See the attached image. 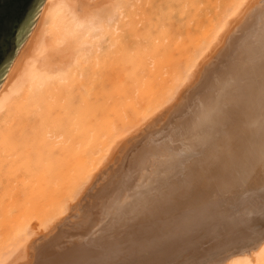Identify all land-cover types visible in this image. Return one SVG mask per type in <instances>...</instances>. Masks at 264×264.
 Returning a JSON list of instances; mask_svg holds the SVG:
<instances>
[{
    "label": "bare ground",
    "instance_id": "6f19581e",
    "mask_svg": "<svg viewBox=\"0 0 264 264\" xmlns=\"http://www.w3.org/2000/svg\"><path fill=\"white\" fill-rule=\"evenodd\" d=\"M251 1L209 2L208 17L193 0H44L0 86V195L5 197L0 204V264H26L31 259L29 254L32 256L30 250L37 229L47 231L48 236L34 249L39 251L38 257L36 251L33 254L35 264H145L152 253V261L146 264H155L156 258H167L170 254L168 260L159 264L175 260V249L165 256L158 254L165 241L179 234L176 230L180 218L173 207L161 212L160 205L167 200L177 204L180 195L163 196L151 207L143 204L138 221L129 217L136 209L133 198L128 202L117 201L130 175H141L137 181L143 179L147 184L158 175L155 169L145 168L144 173L137 168L143 159L144 164L149 162L145 157H151L150 153L156 156L160 152L162 147L155 148L152 142L147 150L137 154L138 159L134 155L123 168L126 180L120 178L112 189L117 194H111L115 204L112 200L96 204L88 219L78 214L72 222L76 228L72 234L65 232L68 225L57 227L54 234L49 232L70 210V203L81 196L118 144L133 134L138 124L141 126L175 102L195 78L201 62L223 43L234 22L247 13ZM254 18H257L254 26L244 29L240 36L231 37L219 63L208 69V79L198 87L203 95L189 107L187 100L176 108V116L186 114L181 122L177 121L183 122L179 128L198 117L210 124L206 140L220 145L221 152L226 154L225 165L220 167L227 169L228 174L232 170L229 177L233 181L229 179L228 187L220 189H232L229 195L235 211L223 207L225 197L221 196L226 193L223 192L217 198L207 199L208 205L198 209L197 219L206 223L207 215H218L220 225L213 229L220 233L219 247L236 240L243 232H247L244 238L247 242L243 243L240 236L241 244L253 246L241 253L231 247L234 251L227 259L205 264H264V236L257 239L256 230L247 227L250 218L246 219L250 214L256 217L260 214L239 208L241 198L243 202L251 193L253 166L257 168L259 164L264 170V10L256 12ZM130 64L133 71L129 70ZM133 82L139 92L131 90ZM170 129L166 140L169 143L177 135H174L176 126ZM232 131L233 138L229 139ZM188 144L197 148L200 143L191 137ZM15 164L25 167L21 179L7 172ZM38 169L45 170V175L39 178L42 190L37 192V203L42 198L44 203L35 206L32 190ZM214 171L209 174L206 166L202 168V187L212 182L218 184L221 173ZM120 181L125 182L121 185ZM143 182L138 184L141 189ZM255 189H259L256 195L264 191ZM187 190L191 192L192 185ZM21 192L23 196H19ZM17 206H21L19 212ZM35 217L38 225L31 222ZM149 217L159 218L154 219V226L144 227L145 234L139 233L143 237H136L133 224L142 229L141 225L152 223ZM5 220L11 224L10 228L2 227ZM66 220L61 221L67 223ZM258 220L259 229L264 228V217ZM208 225L203 230L211 229ZM188 229L185 233L196 232L195 227ZM58 235H65V240ZM57 238L61 239L59 244ZM239 241H235L236 247L241 245ZM206 251L198 264H204L201 261ZM142 255L146 256L142 259Z\"/></svg>",
    "mask_w": 264,
    "mask_h": 264
},
{
    "label": "rangeland",
    "instance_id": "374dc122",
    "mask_svg": "<svg viewBox=\"0 0 264 264\" xmlns=\"http://www.w3.org/2000/svg\"><path fill=\"white\" fill-rule=\"evenodd\" d=\"M195 1L200 11L207 12L208 17L211 16V14L209 13L210 8H211L209 6V2H213L215 4L216 0H193V3H195ZM254 1H256L254 4L252 3L251 5L250 3V6H248L249 7L247 8L248 11L246 10L247 13L245 12V15L243 14L244 16L242 15L241 18L237 20V22H234V24L231 26L232 28L230 27L229 29L230 31L227 32L225 38L223 39V43L221 42V44H219V47L217 46L216 49H214L215 51L213 50V52L209 55L210 57L208 56L205 60H203L204 63H202L203 61L201 62V66L199 67L195 75V78L189 85L183 88V90L180 92V94L176 98L177 102L175 100V102H173L172 104L166 105L165 108L162 109V111L157 112V114H154L153 116H151L148 120H146V122L141 124V126H139L140 124H138L137 128L138 127L139 128L133 131V134L131 133V135L126 136L123 139V141H121L122 143L118 144V146L119 145L120 146L119 147L117 146L116 150H114V152L109 157L110 159L108 158L110 161L107 160L105 162V164L100 168L101 170L100 169L98 170L97 172L98 174L97 173L95 174V177H93L94 179L91 180V183L87 184V187L84 188V191L81 193V196L83 197L79 196L76 202L70 203V210L64 216H62V218L57 222L55 226L51 228L49 234H54L56 230H58L56 229L57 227L63 228L64 225L65 226L68 225L69 227V228L67 227L65 232L72 234L73 231L74 232L76 231V228H73L74 224H72V222L77 218L78 214H80L82 217H85V219H88L87 215L88 213H90L89 211L95 210L98 203H101L103 201L108 202L112 200L115 204V199L112 196H114L116 193L115 194L112 193V189H114L113 185H115L117 181L119 182L120 178L124 177V179L126 180V177L123 175V171H124L123 168L128 166L127 164H129L131 158H133L134 155H135V158L138 159L137 154H142L144 150H147L149 143L152 142L155 148L159 146L162 147L160 152L156 156L154 155V152H153V154L150 153L151 157H145V158H148L149 162L151 163L149 167H147L149 162L144 164L146 160L143 159L142 165L138 166L137 168H138V171L139 169L142 168L144 173H145V168L146 169L150 168L149 170L155 169L157 170L158 175L154 177L153 180L151 179L152 181H148L149 184L144 183L143 179L141 181H137L138 177L141 175L135 176L136 181L132 182L135 177L130 175L131 178L126 180L128 184L126 183V187H124L123 191L121 192L122 194L120 193L121 195L120 194L118 195L120 197H119V200L117 201L118 202H126V201L128 202V201H131L133 198L135 200L134 203L136 204L135 205L136 209L129 214L130 215L129 217H130V220L138 221L140 218L139 214L141 213L140 210L142 209L143 204H146L151 207V205L154 206L157 203V200H159L160 198H163V196L172 197V195H175V194L180 195L181 201H179V203L177 202V204H174L173 201L167 200L165 203H162L160 205V208H162V210L160 209L159 210L161 212H164L163 209L165 208L172 209V207L176 210V212L174 213L175 215H177V218L178 217L180 218V221L177 224L180 226L178 227V230H176L179 233L176 235L177 237H173L172 239L169 238L167 241H165L158 256H165L169 251H173L175 249V254H174L175 256H173L175 260L173 262L169 261L171 262L170 264H198L201 258L200 256L205 251V249L206 250L208 249V251H206L207 252L206 257L203 258V260L201 261V263L205 264V263H210L213 260L215 261L220 260L221 262L227 259V257L229 256L228 254L234 250H238L240 251L239 253H241V251L245 252L246 250H249L250 247L251 248L253 247L251 243L241 244L242 242L243 243L247 242L246 240H244L245 236H247V234L245 233L247 232L240 233L242 235H239V234L237 235L238 238L242 236L243 238L241 237L240 239L244 240V241L242 240L241 242V240L239 241L238 238L236 239L240 242L239 244H241V245L238 244L239 245L238 247H236L237 245L235 244L236 240H230L229 242L221 243L220 244L221 246L219 247L220 238H221L219 237L220 233H216L215 230L213 229V226L220 225V223L218 224V215L210 214L209 217L207 215L206 223H204L205 221L203 222V220L201 221V219H197L196 217L197 211L200 207L208 205L209 201H207V199L210 196L218 197V194L220 195L223 192H226L223 196H221L222 198L225 197L224 199L225 205L223 207L226 209V211H229V212L235 211L233 210L234 206L232 204V197L229 195L230 193H232L231 191L232 189H227L226 191L225 190L222 191L223 189H220V186L223 187L224 185H226V187H228L227 184L230 181L229 179H232V177H229L232 173V170H230V173L228 174L227 169L224 170V168L220 167V165L225 163L223 162V158L226 156L224 152H221L220 145L216 144V142H208L206 140V135H207V132H209L210 124L206 123L204 119L198 117V118L191 119L188 122V124H185L183 128L181 127L179 128L177 126L180 124H183V122L182 123L180 122L182 118L186 117L185 116L186 114L185 115L180 114L179 116H176V108L177 107L179 108V105L183 101H187V100H188L187 105L189 107L191 106L195 98L201 97L203 95V92H200L199 91L200 88L198 87H200L202 83L208 79L209 77L208 69H210V67L216 66L219 63V58H221V53L228 47L227 45H229V41L231 40V37L234 38V37L240 36V33H244V31L247 28L250 29L254 26L255 19L258 18V17L254 18L256 12H259V10L260 11L264 10L263 9L264 0H254ZM205 22H207V20H205ZM239 30L241 31L238 32ZM129 70L130 71L134 70L133 64L129 65ZM130 86H131L132 91L139 92L137 88L134 87V82L130 84ZM120 93H122V91L119 92V94ZM187 108L185 109L184 112L187 111ZM179 120L180 122L177 123V121ZM172 125H174V127L176 126L177 131L174 132L175 133L174 135L176 134L177 135H176V139L173 138L172 142L169 143L166 140L168 139L169 133L171 131L170 128ZM233 135H234L233 131L229 133L228 135V137H230L229 139H232ZM191 137L192 139L194 138L195 140L198 141V143H200L197 148H193L192 145L188 144V140H190ZM157 151L158 150H156L155 152ZM204 166H206L207 169L209 170V174L211 173V170L214 171L215 169L216 170L214 172L218 174L221 173V175H219L220 177H218L217 179L218 184L215 182H212L213 185L210 184V186L206 185V187H202L204 186L203 185L204 183L202 181V168ZM217 168H221L222 171L217 172ZM253 168H254L253 170L254 173L257 172L259 174L252 173L253 176L251 175V178H250V183H251L250 188H252L253 191L251 189V193L249 192V196L247 198H243L244 200L243 202L241 198L240 203H239L240 205L239 208L241 207L240 208L241 210L246 209V211L252 210L251 213L256 212L258 213V215L259 214L261 215V216L259 215V217L251 216L252 214H250V217L246 216V219L250 218L249 224L247 225V227L249 226L251 229L256 230V237L258 239L264 236L263 235L264 228L259 229V227L256 224L260 221L258 219L264 217V213H262V211L264 210V194H263L264 191L263 193L259 192L258 195H256L257 194L256 192H258L257 190L259 189H255V188H258V187L260 189L264 188V173H261V172H264V170L260 167L259 164L257 168L255 166H253ZM260 168L262 169L261 171H260ZM38 170L40 171H36V174L33 178L34 183H33L32 193L34 194V198H35V201H34L35 206H38L39 204L41 205V203H44V198H42V200L40 201L41 203L39 202H38L39 204L37 203V192L42 190V189L39 190L40 189L39 186L41 185L39 184V180H40L39 178L41 175H45V170L44 171L41 169H38ZM24 171H25V167L19 164H15L12 169L7 170L8 173H15V177L17 179H21L22 175L24 174ZM223 171H225L224 172L225 175H223ZM132 172L133 171H131V173ZM58 174H61V173H58ZM256 175L258 176L259 179L256 177ZM232 181L233 179L231 180V182ZM124 182L125 181H120L121 185H123ZM142 182H143L142 184L143 186L141 185L142 186V189H141L139 188L138 184ZM120 183L118 186H120ZM191 185L193 187V190L189 192L187 188L188 186H191ZM148 188L150 189L148 190ZM20 190L22 191L23 189H20ZM23 195H24V192H21L19 194V196H23ZM42 196H44V194ZM4 201H5V197L3 195H0V204L2 202L4 203ZM18 202H22V201L19 200ZM16 209H17V212H19V210L21 209V206H17ZM142 212L143 214H146V209ZM236 212L239 213V210ZM233 214H235V212ZM129 217L127 216L126 218H129ZM158 218L159 217L147 218L153 221L152 223L141 225L142 229L140 228L139 224L138 225L136 223L133 224L136 226L135 230L137 231L136 232L137 235L135 236L138 238L143 237L142 235H139V233L142 232L143 234H145L143 232V231H146L144 227L146 225H153V223L156 222V220L154 219H158ZM160 219H159V223H161ZM188 219L190 221H188ZM61 220L62 221L66 220L65 222L67 223L62 222ZM82 221L84 220L81 219V222ZM31 222L33 225H38L39 220L36 217L31 218ZM4 223L5 225H2V227L5 226L4 229L10 228L11 224H8V221L5 220ZM62 223L64 224L60 225ZM222 223L224 225V228H227L226 227L227 223L224 221ZM207 224L211 226V229H209L208 231L203 230L204 226ZM194 227L196 229V232H192V233L186 232L185 233L187 228H189L188 230H190V229H193ZM230 228L231 227H229V229ZM229 229H228V234L231 232V229L230 230ZM38 230H40L39 231L40 233H38ZM41 230L42 229H37V236L35 235V239L33 240L34 242H32L33 244L31 246L32 249L30 250V252L32 253V256L31 254H29L31 257V259L29 258V261H32V262L34 261V264L37 262L36 260H34V258L39 256L38 255L39 251H37L36 249L35 251L37 255H35L34 257L33 254H36L34 249L40 244V242L42 243L45 237L48 236L47 231L45 232L44 230L42 231ZM208 232L211 233V236L206 237ZM58 236H62L61 239L65 240L64 238L65 235H58ZM227 237L230 238V236H227ZM61 239L57 238L56 243L59 244ZM208 243H210L211 245L210 244L207 245ZM44 245L45 244H43V246ZM220 251H221V254L219 253ZM152 254H150L148 258H146L145 264L147 262L152 261V258L150 257ZM143 256H146V255H142V259H143ZM170 256L171 254L168 255L167 258L165 257L156 258L155 264H159L163 260H168ZM138 257H140V255L136 257L137 261H138ZM29 261L26 262V264L27 263L32 264Z\"/></svg>",
    "mask_w": 264,
    "mask_h": 264
},
{
    "label": "water",
    "instance_id": "95a60500",
    "mask_svg": "<svg viewBox=\"0 0 264 264\" xmlns=\"http://www.w3.org/2000/svg\"><path fill=\"white\" fill-rule=\"evenodd\" d=\"M43 3L44 0H0V86Z\"/></svg>",
    "mask_w": 264,
    "mask_h": 264
}]
</instances>
